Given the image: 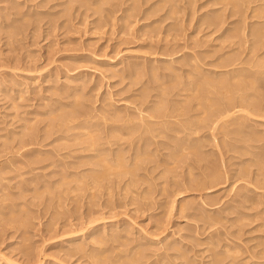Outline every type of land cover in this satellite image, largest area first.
<instances>
[{"label":"rangeland","instance_id":"374dc122","mask_svg":"<svg viewBox=\"0 0 264 264\" xmlns=\"http://www.w3.org/2000/svg\"><path fill=\"white\" fill-rule=\"evenodd\" d=\"M263 101L264 0H0V264H264Z\"/></svg>","mask_w":264,"mask_h":264},{"label":"bare ground","instance_id":"6f19581e","mask_svg":"<svg viewBox=\"0 0 264 264\" xmlns=\"http://www.w3.org/2000/svg\"><path fill=\"white\" fill-rule=\"evenodd\" d=\"M247 76V75H246ZM245 77V76H244ZM246 78V77H245ZM248 78V77H247ZM251 78V77H250ZM222 80V84H225V82L223 81V79H221ZM225 80V79H224ZM239 79H237V81H238ZM225 81H227V80H225ZM241 82H238V84H239V87H240V84H243V81L242 80H240ZM224 82V83H223ZM220 84H221V82H219ZM228 83H229V81H228ZM245 83V82H244ZM238 84H236L235 85V87L236 86H238ZM217 85V84H216ZM232 85V84H231ZM229 86V84H227V86H229V87H232V86ZM244 85V84H243ZM221 86V85H220ZM229 90H230V88H228ZM228 90V91H229ZM228 93V92H227ZM230 94V93H229ZM254 102V101H253ZM264 102V101H263ZM256 103V101L254 102V104ZM239 104V103H238ZM253 104V103H252ZM261 104V103H260ZM250 105V104H249ZM231 106V105H230ZM233 106V105H232ZM231 106V107H232ZM255 106H256V104H255ZM229 107V106H228ZM234 107V106H233ZM253 107H254V105H253ZM235 108V107H234ZM255 108V107H254ZM226 109V108H225ZM230 109V108H229ZM256 109V108H255ZM258 109V108H257ZM263 108H260V110H262ZM227 110V109H226ZM229 111V110H228ZM234 111V110H233ZM231 112V111H230ZM250 112H251V110H250ZM256 112H257V110H256ZM236 113V112H235ZM222 115V114H221ZM223 116V115H222ZM230 118V117H229ZM101 177H99V178H97V179H100ZM80 250H81V248H80ZM95 257H97V256H95ZM12 262V261H11ZM153 263V262H152ZM160 263V262H159ZM15 264V263H14Z\"/></svg>","mask_w":264,"mask_h":264}]
</instances>
